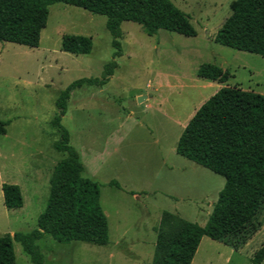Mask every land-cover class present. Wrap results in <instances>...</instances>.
Returning <instances> with one entry per match:
<instances>
[{"label": "rangeland", "instance_id": "obj_1", "mask_svg": "<svg viewBox=\"0 0 264 264\" xmlns=\"http://www.w3.org/2000/svg\"><path fill=\"white\" fill-rule=\"evenodd\" d=\"M233 1L171 0L188 15L195 37L165 30L147 36L139 25L121 23L122 56L115 58L114 74L102 87L74 90L61 118L77 152L90 144L96 150L118 149L95 168V176H88L99 186L109 242H59L45 235L36 242L44 264H151L159 228L176 233L187 223L205 224L224 178L173 150L167 162L175 168L162 174L158 147L164 152L175 150L188 118L220 88L237 86L264 93V58L213 41ZM105 21L102 15L55 3L48 7L37 48L0 42V121L8 122L0 134V236L36 228L52 170L65 157L52 147L58 139L50 125L57 114L54 103L70 82L99 77L112 59ZM70 35L88 38L90 51H62V38ZM203 63L215 64L231 77L223 83L197 77ZM112 179L129 187L135 184L132 188L155 181L153 188L161 191L135 198L110 188L106 183ZM3 183L19 186L21 208L4 207ZM164 212L171 215L166 223H162ZM263 243L264 199L238 233L221 241L203 237L191 264H251ZM13 250L15 264H32L15 241Z\"/></svg>", "mask_w": 264, "mask_h": 264}, {"label": "trees", "instance_id": "obj_2", "mask_svg": "<svg viewBox=\"0 0 264 264\" xmlns=\"http://www.w3.org/2000/svg\"><path fill=\"white\" fill-rule=\"evenodd\" d=\"M62 3L106 18L111 36L112 59L104 64L99 77H84L70 82L55 100L57 114L50 121L58 132L52 147L64 153L49 178V193L36 228L27 233L0 236V264H15L13 241L20 244L32 264H44L37 241L45 235L55 241H83L106 245L109 242L107 218L100 205L97 182L84 176L69 133L61 125L71 93L84 86L102 87L117 68L115 58L122 56V22L139 25L147 36L158 30L195 37L196 30L186 13L171 0H0V42L37 48L45 27L48 7ZM231 13L213 36L216 44L264 58V0H234ZM62 51L87 54L88 38L64 36ZM199 78L226 82L231 74L211 63L199 65ZM8 122L0 121V134ZM175 152L224 178L223 187L205 222L187 223L176 233L159 228L151 264H191L203 237L221 241L238 233L257 214L264 199V93L237 86L222 87L194 112L177 138ZM109 186L119 188L115 181ZM6 209L22 207L19 186L1 185ZM171 215L163 213L162 223ZM264 243L254 252L251 264H262Z\"/></svg>", "mask_w": 264, "mask_h": 264}, {"label": "crops", "instance_id": "obj_3", "mask_svg": "<svg viewBox=\"0 0 264 264\" xmlns=\"http://www.w3.org/2000/svg\"><path fill=\"white\" fill-rule=\"evenodd\" d=\"M193 114L194 113H192V115ZM191 116L188 119H190ZM119 142L121 143V141H117L116 143H119ZM156 143H158V142L156 141ZM172 150L175 151L173 148L167 152H164V149L162 147H160V146L158 147L160 157H159V161H158L157 166H158V170L162 174H164L165 172L171 173L173 171V169L175 168L174 163H168L167 162V160L170 158V154L173 153ZM80 151L77 152L78 156H79V160H80V162L84 168V176H86L88 178V176L89 177L95 176V174H96L95 168L96 169L100 168L102 166L103 160H105V157L107 156L109 158V155L111 153L118 152V149H116V147L114 146L112 148V151L111 150L108 151L107 149H105V147H103L102 150H96L93 147V145L90 144V145H86V146L81 145ZM181 167L184 169L189 168L187 165H181ZM163 179L166 180V178H163ZM110 181H115L119 185V188L109 186ZM154 183H155V181L153 183L149 181L148 183L141 184V186H139L137 188H132V187H135V184H129L130 185V187H129L127 185L122 184L121 182H118V181L112 179V180L107 181L106 184L114 190L122 191L125 194L130 195L131 197L138 198V197H142V196L143 197L148 196L147 193H149V196L151 194L159 193V191H161V189L153 188ZM104 214H106L105 216L107 218V213H104ZM107 224H108V222H107Z\"/></svg>", "mask_w": 264, "mask_h": 264}, {"label": "water", "instance_id": "obj_4", "mask_svg": "<svg viewBox=\"0 0 264 264\" xmlns=\"http://www.w3.org/2000/svg\"><path fill=\"white\" fill-rule=\"evenodd\" d=\"M141 99H142V97H138V102H140V101H141Z\"/></svg>", "mask_w": 264, "mask_h": 264}]
</instances>
